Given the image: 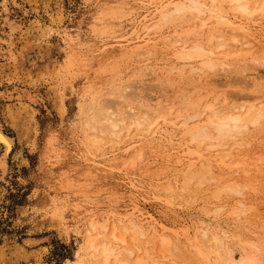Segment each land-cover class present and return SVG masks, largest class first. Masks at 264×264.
Returning a JSON list of instances; mask_svg holds the SVG:
<instances>
[{
    "label": "rangeland",
    "instance_id": "374dc122",
    "mask_svg": "<svg viewBox=\"0 0 264 264\" xmlns=\"http://www.w3.org/2000/svg\"><path fill=\"white\" fill-rule=\"evenodd\" d=\"M2 1L0 39L8 40L15 30L9 45L0 42V129L14 142L6 172L0 168V264H101L88 249L91 220L112 213L118 231L124 225L117 219L126 221L130 230L123 245L131 248L134 227L126 217L134 204L165 229L171 242L162 253L161 238L147 231V237H138L133 256L119 257L130 264L139 257L141 264H205L200 250L212 244L204 243L211 238L204 241L203 230L210 237L219 234L234 256L256 253L251 244L264 248V119L247 135L243 149L233 152L248 177L215 164V180L188 184V168L177 158L195 147L184 132L206 117L187 127L183 120L201 112L204 102L220 93L246 104L255 94L264 98V10L246 19L251 35L219 26L209 43L221 39L235 46V38L248 40L257 59L246 66L236 57L235 67L190 72L172 46L176 40L187 41V47L208 43L209 30H201L199 16L185 13L162 23L156 39L143 47L126 42L134 22L148 14L139 0H7V13ZM193 65L199 67L197 61ZM116 88L135 97L117 101L111 95H119ZM99 96L101 103L113 99L120 116L138 111L139 102L153 120L163 109L174 112L169 121L154 125L155 134L124 132L123 140L92 143L93 132H84L85 114L92 97ZM132 143L139 145L137 152ZM4 149L0 143V158ZM251 176H259L256 185ZM236 184L244 189L241 194L212 196L216 188ZM186 231L196 234L189 239Z\"/></svg>",
    "mask_w": 264,
    "mask_h": 264
},
{
    "label": "bare ground",
    "instance_id": "6f19581e",
    "mask_svg": "<svg viewBox=\"0 0 264 264\" xmlns=\"http://www.w3.org/2000/svg\"><path fill=\"white\" fill-rule=\"evenodd\" d=\"M139 2L141 7H143L145 11H148V14L144 15L140 20L134 22L133 24L134 27L130 32V36L126 40L128 44L140 42L139 44H142L143 47H146L148 44H150V42H152L153 39H156L155 35L158 31V27H160L162 23H166L168 21L173 20L175 16L183 15L185 13H190L191 15H196L197 17L199 16L201 18L202 26L199 25L201 27V30L202 28L204 29L207 28L209 30V35H210V39L208 43L203 44L201 42H194L188 47H187L188 45L187 41L184 40L183 42H181V40H176V41L174 40L175 42L173 43L172 47L176 46L177 52L176 51L175 52L177 53L179 60L181 59L182 62H187L185 66L187 65L189 66L190 72H195L197 70L203 72H205L204 70L214 72V70L217 68L223 69L225 67L228 68L235 67L237 65V63L234 62V59L236 57L240 58L239 63L245 64L246 66L251 63L248 60L257 59L252 55L253 52L252 47L247 46L249 44L248 40L239 43V40L235 38L234 39V43L236 44L235 46L229 45L227 42L222 41L221 39H218L214 46H211L209 43L218 34L220 28L219 26H221V28H228L229 30L238 33H243L244 35H251L252 27H250V24L248 22H246V19H249V17H253L255 14L263 12L264 0H139ZM1 6L4 13H7V0H3ZM12 29L13 31L15 30L14 27H12ZM197 30H199V28ZM13 31L11 30L9 35H7L8 40L0 39V42L3 44L4 43L6 44L8 42L10 43L11 39L13 38V34H14ZM187 36H188V32H187ZM165 43H167V41H165ZM244 47H246L245 50L242 49ZM192 61L193 62L197 61L199 67H195ZM262 61L264 62V53H263ZM178 71L179 74L181 75L183 74L184 69L180 68L178 69ZM127 88L130 89L131 87L128 86ZM125 91H126L125 88L124 89L116 88V92L119 93V95H115L114 92H112L111 95L115 99H117V101L118 99L125 101L127 99H131L132 97H135L134 95H131L128 92L125 93ZM206 97L199 98V101L200 102L204 101ZM244 97L245 96H238V99ZM212 98H213L212 101L209 102L206 101L203 103L204 106L201 112H196L192 115H189L187 118H185V120H183L184 123L186 124L183 126L187 127L189 121L191 122V120L194 119L197 120L198 117H204V118L206 117L205 120L202 122H198V123L196 122L195 124L192 125L190 124L191 126H189V129L186 130V132H184V135L186 133V136H188L190 142L193 145L195 144V147L192 150L190 149L191 151H189V148L186 147L188 149V153L184 156L177 157L180 162L184 163L183 167L188 168L187 170L188 172L191 171L190 173L186 171L188 175L184 176L185 177L184 181L187 182L188 184L193 183L196 186H202L205 184L206 181L215 180V176H214L215 173L213 174L212 171L215 164L218 167L221 166L222 168L221 170H223V168L226 167L224 168V170L225 171L227 170V172L229 170H233V172L236 174L243 173L244 175L246 174L245 175L246 177H248L249 176L248 171L246 168H244L245 164L243 163V160H240L239 158L235 159L236 157L234 154H236V152L235 153L233 152L240 151L239 149L245 146L246 142L249 141V140L246 141L247 135L251 134L252 129L257 127L261 123V120L264 119V98L261 95L256 96L255 94L252 97H250L251 100L250 104H246L249 101L239 102L237 99L233 101L224 93L217 94L215 97ZM100 100H101L100 96L96 98L92 97L90 101V105H88V108L86 110V114L84 113L86 117L84 132L85 131L93 132L90 137L92 143H97V142L102 143L104 141H112L113 139H118L121 136H123L122 134H124V132L126 133V136L131 135L132 132L136 133L138 131L150 133V135L155 134L156 130L154 129L151 130L154 127V125H156L159 121L165 123L168 120V117L171 116L170 113L174 112V110L171 111L173 108L172 106H171L172 108L169 107L163 109L158 114V116L153 120L152 115H150L149 112L142 111L143 105L141 102H139L140 109L138 111L129 110L127 112V115L123 114L122 116H120L119 114L121 112L119 111L118 108H116L117 103L113 99H107L106 101L104 100L105 102L103 103H101ZM175 113H177L176 118L179 119L181 113L178 114L176 110ZM125 122L127 123L125 124ZM121 124H124L125 126ZM120 125L123 127H120ZM137 140L141 142L140 138H138ZM0 143L5 148L3 156L0 158V168L2 169L3 173H5L7 168L6 159L10 155V152L12 151L14 142L13 139L8 135H6L1 129H0ZM132 144H134L132 149H135V151L137 152L139 145L137 143L136 144L132 143ZM196 166L197 167L201 166V167H199L200 169L198 168V170L195 171L194 169ZM256 173L261 174V171L257 170ZM258 177L259 176H257V178ZM251 178H252L250 179L251 184L256 185V182H258L257 178L252 176ZM246 182H248V180ZM248 185L250 184H247V186ZM242 190L239 188L238 184L225 185L223 189L218 188L217 190L216 188V191L212 196L218 198L221 195V193H228V192L234 194L236 193L241 194ZM136 206L137 205L135 204L133 205L132 212L130 214H127L126 217L127 223L131 222L130 223L131 225L129 226L134 227L131 230L133 232L130 238L132 244L131 246L129 245L131 248L123 245L125 244L126 241L125 240V234H127L126 231L130 230L127 229V225L125 224L126 221L116 218L117 219L116 223L119 222L122 223V225H124L122 226V229L120 228V231H118L117 229L118 227H116L115 223L113 222L115 221L114 220L115 217L112 213L109 214L107 217H105L104 220L99 219L102 221H98V219L91 220L90 230L91 232L95 231L96 235L89 234L90 230L88 231V235H87L88 249L90 250L89 252L92 253V256L100 257L99 260L101 264H130L128 260L121 259L119 257H121L123 254L126 253L132 255L133 249L138 244L137 243L139 239L138 237L139 236L147 237V233L150 231L153 233V235H157L159 238H161V249H160L161 252L165 253L166 248L168 249V246L170 245L171 241L169 240V237L166 236L167 233L165 229L163 228L159 229L157 225L152 220H149V218L145 215V213L140 211ZM110 220L112 221V223L110 222ZM110 224L112 225L109 227ZM108 228H110L111 230L107 235ZM172 234L173 233H171V236ZM185 234L186 237L190 239L189 236L193 234L195 235L196 232L194 231L193 234H191L190 232L186 231ZM218 235H213L212 237L210 236L208 237L207 231L203 230L202 238L204 239V241L206 238L209 239L211 238V240L205 242L203 241V242L212 244V246L208 245V249L206 247L207 244L206 246L204 244L206 250H202V249L200 250L201 252L199 255L203 257V259L205 260V264H264V248L261 245V243L251 244V247L255 250L256 253H252V254L246 253L242 256L241 254L238 256L237 255L234 256L232 255V252L230 250L225 251L226 248L225 246H223L222 238H220ZM174 236L176 240H179L180 235L178 233L175 232ZM199 241H201V239ZM26 242L27 245L33 244V241L30 240ZM178 249H179V243L178 245L175 244L173 246V251L174 250L178 251ZM228 249L230 248L228 247ZM222 250H224L225 252H222ZM137 254L138 253H136V255ZM211 255H215V258L212 259ZM126 256L128 259V255ZM141 262L142 261L139 257L136 260V263L141 264ZM156 263H158V261Z\"/></svg>",
    "mask_w": 264,
    "mask_h": 264
}]
</instances>
